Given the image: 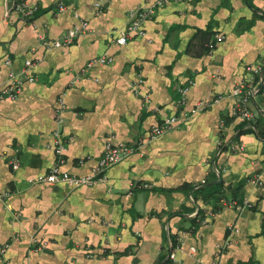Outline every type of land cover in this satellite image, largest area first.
Instances as JSON below:
<instances>
[{
    "label": "crops",
    "instance_id": "0c3cea01",
    "mask_svg": "<svg viewBox=\"0 0 264 264\" xmlns=\"http://www.w3.org/2000/svg\"><path fill=\"white\" fill-rule=\"evenodd\" d=\"M27 1L39 7L32 20L0 0V89L27 61L38 79L0 101V264H264V72L252 120L232 116L230 96L264 60V0H170L126 45L116 41L130 11L157 0ZM81 21L89 30L71 45L43 46ZM103 56L112 62L86 70ZM61 96L62 170L75 176L93 173L109 140L135 145L165 118L180 122L105 182L50 186L35 180L56 162ZM200 102L208 108L191 115Z\"/></svg>",
    "mask_w": 264,
    "mask_h": 264
},
{
    "label": "built area",
    "instance_id": "2783aa9c",
    "mask_svg": "<svg viewBox=\"0 0 264 264\" xmlns=\"http://www.w3.org/2000/svg\"><path fill=\"white\" fill-rule=\"evenodd\" d=\"M11 1V0H10ZM13 1V0H12ZM170 0H157L153 5L142 8L137 7L130 11L131 21L126 29V31L122 34V36L116 41L119 45H126L129 38L132 35H140L144 36L145 32L142 28V24L145 20L152 17L156 10L165 6ZM14 2V1H13ZM16 5L14 4V7ZM60 11L66 9V6L63 4L58 5L57 7ZM98 11L101 10V5L97 4ZM17 11L23 15L26 20H32L36 16L39 11V7L37 5H31L27 0H22ZM89 30V23L87 21H81V25L78 28H75L67 33L64 37L58 40H51L42 37V44L44 47L51 48H59L67 45H71L77 39V37L83 33H86ZM221 38L222 37H217ZM214 45L210 44L209 48L213 49ZM112 62V59L107 58L105 56L98 57L90 60L86 65V70H90L96 66H105ZM10 61H7L6 64H10ZM34 67V63L32 61H27L25 63V67L20 72H11L9 74V83L4 88L0 89V101L16 100L23 91L24 86L27 83H35L37 82V77L32 73V68ZM247 71L251 75L247 80L242 81L230 96L235 100V105L232 110V116L240 117L243 120L250 121L254 118V115L250 111L249 104L253 97L254 85L256 83V76L260 73L264 72V60L257 64L256 66H248ZM143 80L140 79L138 85L142 84ZM193 82H191V85ZM137 85V86H138ZM190 85V86H191ZM190 86L182 88L180 90L181 99L179 100V104L183 105L186 101V96L190 90ZM209 106V103L200 102L194 107L191 111V115H195L197 113L203 112ZM66 110V102L64 96H61L58 100V106L56 108V122L58 124V128L55 131V153H56V162L53 165L50 172L45 175L39 176L35 182L48 184L50 186H56L60 183L68 184L72 187H81V186H92L100 182H105L107 179V171L114 165L122 162L127 159L131 155L140 154L143 155L142 148L145 144L153 142L167 132L172 130L176 125L179 124L180 118L178 116H172L165 118L164 121L153 127L144 137H142L137 144H126V143H114L112 140H109L106 143L104 154L99 161L98 166L94 169L93 173L88 176H75L70 173L63 171L62 168L65 165V151H66V143L67 140L62 132V125L64 124V112ZM184 118H189V114H185ZM223 125V122H222ZM229 149L231 152L244 151V146L230 145ZM12 164L17 169L19 168V163L17 159L13 160ZM252 183L256 185H261V180L259 177H254L251 180ZM134 187H140L143 189H148L150 186L147 184L144 185H134ZM221 206H228L232 208H236L238 211H242L245 208H251V205L248 201H244L240 203L235 199L221 200ZM8 245L4 248L3 252L6 251ZM175 251L172 250L170 253V258L172 260L175 259Z\"/></svg>",
    "mask_w": 264,
    "mask_h": 264
},
{
    "label": "trees",
    "instance_id": "16d2710c",
    "mask_svg": "<svg viewBox=\"0 0 264 264\" xmlns=\"http://www.w3.org/2000/svg\"><path fill=\"white\" fill-rule=\"evenodd\" d=\"M21 2H22V0H18L16 6L14 7L15 10H17V8L19 7V5H20ZM37 14H38V12H37ZM37 14H36V16H37ZM36 16H35V17H36ZM235 200H236V199H235ZM166 264H168V263H166Z\"/></svg>",
    "mask_w": 264,
    "mask_h": 264
},
{
    "label": "water",
    "instance_id": "95a60500",
    "mask_svg": "<svg viewBox=\"0 0 264 264\" xmlns=\"http://www.w3.org/2000/svg\"><path fill=\"white\" fill-rule=\"evenodd\" d=\"M14 1V4L16 5L18 0H13ZM262 77L264 78V73L262 74Z\"/></svg>",
    "mask_w": 264,
    "mask_h": 264
}]
</instances>
